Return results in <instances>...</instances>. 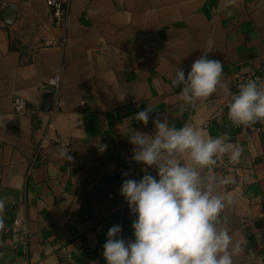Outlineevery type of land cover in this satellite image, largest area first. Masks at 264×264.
<instances>
[{"label":"crops","instance_id":"0c3cea01","mask_svg":"<svg viewBox=\"0 0 264 264\" xmlns=\"http://www.w3.org/2000/svg\"><path fill=\"white\" fill-rule=\"evenodd\" d=\"M10 1L17 12L6 23ZM66 9L57 26L43 3L0 0V264H105L109 227L132 238L122 181L156 175L131 160L125 135L152 132L164 115L242 148L239 162L225 155L214 166L233 181L219 189L235 201L221 224L242 245L234 264H264V121L243 131L224 87L188 104L172 84L175 68L187 75L207 53L235 93L234 75L264 57V0H70ZM56 75L58 92L44 90ZM44 92L49 111L39 108ZM17 96L28 112L14 111ZM146 107L143 125L134 115Z\"/></svg>","mask_w":264,"mask_h":264},{"label":"clouds","instance_id":"9594fccd","mask_svg":"<svg viewBox=\"0 0 264 264\" xmlns=\"http://www.w3.org/2000/svg\"><path fill=\"white\" fill-rule=\"evenodd\" d=\"M223 64L202 54L190 66L176 69L172 84L179 97L191 104L213 94L218 86L229 96L228 116L236 125L264 121V83L250 79L233 93L221 84ZM53 84L56 81H52ZM124 96L120 98L123 100ZM151 107L138 111L134 120L147 125ZM152 132L131 129V160L144 169H155L139 179H125L119 195L127 204L132 238H124L120 225H112L102 245L105 264H234L242 245L229 227L222 226L224 209L235 203L221 186L232 178H217L214 166L225 155L239 162L242 148L226 135L206 136L202 128L183 124L177 128L164 115L153 120ZM71 161L68 149L61 152ZM259 235V234H257Z\"/></svg>","mask_w":264,"mask_h":264},{"label":"built area","instance_id":"2783aa9c","mask_svg":"<svg viewBox=\"0 0 264 264\" xmlns=\"http://www.w3.org/2000/svg\"><path fill=\"white\" fill-rule=\"evenodd\" d=\"M22 3H30V2H39L43 3L50 11V14L54 20L55 25H64L67 19V5L70 0H19ZM250 79H257L258 83H264V57L260 60L258 67L239 72L234 75V85L236 88V92L241 84L246 83ZM56 81L55 84L52 81ZM60 86L59 75H56L50 78L47 83L44 85V90H51L52 92L57 93ZM13 109L16 113H26L29 111V107L25 98L17 96L12 101ZM235 126L243 131L248 129L250 130H259L255 127L254 124L250 125H236Z\"/></svg>","mask_w":264,"mask_h":264},{"label":"water","instance_id":"95a60500","mask_svg":"<svg viewBox=\"0 0 264 264\" xmlns=\"http://www.w3.org/2000/svg\"><path fill=\"white\" fill-rule=\"evenodd\" d=\"M16 12H17V8L16 6H14L13 2L10 1L8 3V6L6 7V9L3 11V19L6 23H11L15 16H16ZM54 106V96L53 93L51 92H44L43 96H42V102L40 104V109L41 110H51Z\"/></svg>","mask_w":264,"mask_h":264}]
</instances>
